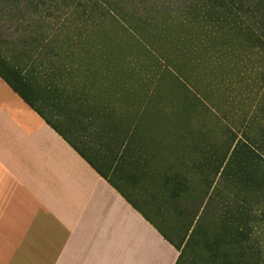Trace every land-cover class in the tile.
Masks as SVG:
<instances>
[{"label":"crops","instance_id":"1","mask_svg":"<svg viewBox=\"0 0 264 264\" xmlns=\"http://www.w3.org/2000/svg\"><path fill=\"white\" fill-rule=\"evenodd\" d=\"M47 72L39 111L0 76V264H176L223 160L209 131L144 85Z\"/></svg>","mask_w":264,"mask_h":264},{"label":"trees","instance_id":"2","mask_svg":"<svg viewBox=\"0 0 264 264\" xmlns=\"http://www.w3.org/2000/svg\"><path fill=\"white\" fill-rule=\"evenodd\" d=\"M7 1L16 3L21 0ZM25 1L27 4L35 5V8H32L33 11L41 9V4L50 2L49 8L52 10V6L55 5L57 10L54 9L57 13L67 8H76L71 15L81 17L79 21H73L77 24L79 39H73L74 34L71 31L68 34L72 36L68 37L66 32V38L61 40L57 38L60 34H51L50 28L44 30L38 27L35 30L41 33L40 36L32 33L31 39H28L26 37L29 34H22L25 40L21 44V49L7 40L5 37L8 36L0 29V76L38 111L40 102L37 100L41 96L32 87V80L38 68L43 72L49 69V72L45 74L56 83L61 78H67L70 82L87 79L99 83L120 85L125 83L122 80V69L130 67V59H126L127 51L134 50V47L119 45L117 50L111 40L101 36V33H107L105 25L119 23L120 31L142 36L148 29V24H151V29L155 30L161 22L171 27L173 24L170 19H180L182 26L180 29L176 26L177 38L188 37L191 34L188 28H191L190 25L193 24L205 29L201 30V33H205L206 40L202 39L200 44L203 46L207 41L209 45L206 48L212 45L208 38L225 34V36L229 35L232 44L238 43L239 46L250 49L257 47L264 53V0H189L183 13L174 14V11L172 13L168 10L165 12L156 9L154 11L158 13L156 15L153 13L152 16H148V19L143 18L139 10H130L129 6L120 0ZM89 6L91 11L88 9ZM80 8L82 10H79ZM11 10L15 11L14 14H9L11 19L13 20L15 16L18 19L20 5L12 6ZM4 11L5 8L0 10L1 16H4ZM181 15L189 19H181ZM159 20L161 22L157 23L156 21ZM33 21H28V26H33ZM63 27L68 28L66 25ZM168 27L154 34H159L160 37L166 35L167 30L168 32L170 30ZM83 36L85 39H82ZM180 37L178 40L184 43ZM146 41L145 48L139 49L152 53L155 44ZM6 42L9 46L5 44ZM118 54V59L114 58L113 55ZM167 56L165 55L166 58ZM251 111L252 115L244 124L246 137L240 139L241 147L233 150L225 166L226 158H223L222 164L216 170L220 176L223 171L232 175L235 185L244 195L240 201H236L235 208L226 209L214 240L210 238L207 241L203 238L202 242L207 250L204 255H201L206 259L203 264H264V93L260 97L257 110L251 109ZM249 130L252 133L248 132ZM231 160L234 161L233 165ZM228 165L230 168L226 170ZM200 232L208 235L203 228ZM193 241L190 237L176 264H180L185 247Z\"/></svg>","mask_w":264,"mask_h":264},{"label":"rangeland","instance_id":"3","mask_svg":"<svg viewBox=\"0 0 264 264\" xmlns=\"http://www.w3.org/2000/svg\"><path fill=\"white\" fill-rule=\"evenodd\" d=\"M0 1H2L0 10L5 8L3 12L5 17L0 13V29L8 36L5 38L12 41L18 49L22 48L21 44L25 40L23 35L29 34L26 37L28 39H31L32 33L37 36L41 35L35 30L38 27L44 30L50 28L51 34H60L57 38L61 40L66 38V32L68 34L71 31L74 36L68 34V37L80 38L77 35L79 31L77 24L73 21H79L81 17L71 15L76 8H67L57 13L54 9L57 10V7L52 6L51 10L50 2H48L41 4V9L38 11H33L32 8H35V5L27 4L25 0L16 3L7 0ZM120 1L127 4L130 10H139L146 19L153 13L156 15L158 13L154 11L156 9L165 12L168 10L172 13L174 11V14L183 13L187 6L186 3L190 2L189 0ZM18 4L21 8L20 17L17 19L14 15L12 20L9 14H14L15 11L11 10V7ZM88 9L91 11L90 6ZM181 16V19H189ZM31 20H34L33 26H28V21ZM170 20L173 24L171 27L161 20L156 21L161 24L155 30L151 29V24H148V29L142 35L144 38L136 33L135 35L120 31L119 23L105 25L107 33H101V36L111 40L117 50L119 45L134 47V50L127 51L126 59H130V67L122 69L124 84L144 85L146 98L154 102L159 99L163 100L159 102L168 104L167 109L175 110L177 115L188 117L193 114L198 122L196 130L199 134L206 130L209 131L211 151H214L217 162L222 155L224 159L226 158L225 166L233 150L241 147L240 139L246 137L244 124L252 115L251 109L257 110L260 97L263 96L264 53L257 47L250 49L239 46L238 43L232 44L229 35L225 36V34L208 38L212 45L206 48L209 45L207 41L203 46L200 44L202 39L206 40L205 33H201V30L205 29L193 24L190 25L191 28L186 27L191 31L189 39L187 36L184 38L179 36L184 41L181 43L178 40L179 37L175 36L178 35L175 34L176 26L180 29L181 21L180 19ZM81 23L83 24L84 20ZM63 25L70 26L66 28ZM112 27L113 29L109 30ZM167 27L170 30L169 32L167 30L166 35L160 37L159 34H154ZM83 38L85 39V36ZM146 40L153 42L155 48L159 50L154 48L152 53L141 51L140 49L146 46ZM5 44L9 46L8 42ZM165 55H168L167 58ZM113 56L118 59L119 54ZM254 130L256 131L255 128ZM248 132L252 133L251 130ZM231 164L233 165L234 161L231 160ZM229 168L230 165L226 170ZM201 189L205 188L201 187ZM207 193L201 195L199 223L196 221L190 230L189 238L191 237L194 241L185 247L180 264H203L205 262L206 259L201 257L207 251L202 242L203 238L207 241L210 238L214 240L224 212L227 208L231 210L235 208L236 201H240L244 195L235 185L233 176L227 174L226 171H223L221 176L216 172L215 181L207 187ZM202 228L208 233L207 236L200 232Z\"/></svg>","mask_w":264,"mask_h":264}]
</instances>
